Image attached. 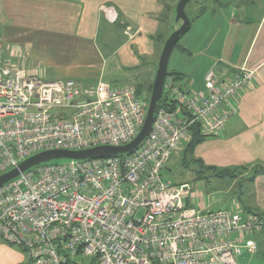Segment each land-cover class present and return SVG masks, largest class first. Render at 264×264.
Listing matches in <instances>:
<instances>
[{
  "label": "built area",
  "instance_id": "1",
  "mask_svg": "<svg viewBox=\"0 0 264 264\" xmlns=\"http://www.w3.org/2000/svg\"><path fill=\"white\" fill-rule=\"evenodd\" d=\"M2 52L0 37V174L43 150L123 145L142 127L148 100L134 86L47 79ZM252 75L241 68L223 81L209 70L199 90L165 76L175 108L155 109L131 153L42 163L0 186V239L26 264H237L257 250L261 216L202 208L192 186L164 170L193 125L205 137L223 129Z\"/></svg>",
  "mask_w": 264,
  "mask_h": 264
},
{
  "label": "crops",
  "instance_id": "2",
  "mask_svg": "<svg viewBox=\"0 0 264 264\" xmlns=\"http://www.w3.org/2000/svg\"><path fill=\"white\" fill-rule=\"evenodd\" d=\"M177 1L0 0L2 54L47 79L132 85L149 97L162 43L177 27ZM208 6L180 39L186 68L170 71L183 74L186 86L195 90L202 88L209 70L223 81L241 68L253 75L236 95V111L223 129L191 152L172 156L164 174L187 182L174 176L182 171L170 172L181 165L196 183L214 182L213 189L223 194L217 201L227 208L256 212L264 222V171L252 173L255 165L264 167V0H211ZM105 9L116 14L115 21L105 18ZM201 164L240 170L234 177L218 178L199 172ZM195 195L197 204L208 209L210 202ZM263 230L264 224L255 234L257 250L242 252L237 264H259L254 256L264 250ZM0 264H26V257L21 248L0 239Z\"/></svg>",
  "mask_w": 264,
  "mask_h": 264
},
{
  "label": "water",
  "instance_id": "3",
  "mask_svg": "<svg viewBox=\"0 0 264 264\" xmlns=\"http://www.w3.org/2000/svg\"><path fill=\"white\" fill-rule=\"evenodd\" d=\"M192 0H178L175 5V23H179L165 39L155 70L151 92L148 99V107L142 127L137 135L128 143L123 145H98L86 149H48L35 153L22 160L16 167L0 174V186L16 178L20 173L42 163L65 160H87L119 156L131 153L147 136L154 117V112L162 95L163 81L167 73V65L170 54L176 43L189 30L190 20L185 12V7Z\"/></svg>",
  "mask_w": 264,
  "mask_h": 264
},
{
  "label": "rangeland",
  "instance_id": "4",
  "mask_svg": "<svg viewBox=\"0 0 264 264\" xmlns=\"http://www.w3.org/2000/svg\"><path fill=\"white\" fill-rule=\"evenodd\" d=\"M209 2H211V0H195V1H192V3L189 4L186 7L185 12L187 13V15H188L189 18H193L195 15H197L200 6L203 5V6L206 7V10H207V8L209 10L210 9V7L208 6V3ZM174 24L176 26L179 25V23L178 24L177 23H174ZM100 35H101V32H100ZM99 41L100 40H98V42ZM181 43H182V40H181ZM162 45H163V43H162ZM184 58H186V56H184V54H182L181 52H179V50L177 48H174L172 50L171 55H170L167 69L168 70L175 69V68L178 67V65L184 67V69H185L186 68V65L185 64H182L184 62ZM156 68H157V63H156ZM154 74H155V70H153V78H154ZM79 82L80 83H83V84H90V83H87L85 81H79ZM152 82H153V79H152ZM182 151L183 150L178 151L173 156H176L177 157L178 155H180L182 153ZM57 161H60L61 162V161H66V160L65 159H60V160H57ZM176 163L177 162H174V164L172 163V166H174ZM169 165H170V167H172L170 163H169ZM175 167L173 169H170V172H172V170H173V173H175L176 170L178 172H181L182 171L184 174H177V175H174V176H176V178H177L178 181L179 180H182L184 178L183 180L187 181L192 186L193 191H195V193H197V194H200L201 193V196H199V198L202 197L206 203L209 201L210 204H211L210 206H207V208L209 210H217L219 208L220 209H224V208L229 209V207L227 208L225 206V203L224 202L217 201V198L218 197H222L223 194L222 193H219V192H217V190L213 189V187L215 186L214 182H212L211 180H209L208 182H205L204 181V182H197L196 183V180H192L193 177L190 175V172L186 170V168H183L181 165H179V166L175 165ZM165 177L168 180H172V181L175 180V179H173L171 177H168L167 175H165ZM235 190H236V187L234 188V191ZM263 234H264V230H263ZM254 257L258 261L259 264H264V250L263 251H260V253L257 254V257H256V255ZM237 262H238V258H237Z\"/></svg>",
  "mask_w": 264,
  "mask_h": 264
},
{
  "label": "trees",
  "instance_id": "5",
  "mask_svg": "<svg viewBox=\"0 0 264 264\" xmlns=\"http://www.w3.org/2000/svg\"><path fill=\"white\" fill-rule=\"evenodd\" d=\"M192 1H195V0H192ZM192 1L188 2L186 7L192 3ZM185 7V9H186ZM205 9V6H200L199 7V10H198V14H201ZM187 14V13H186ZM188 16V15H187ZM190 20V23L192 21V18H189ZM172 32V30L170 31V33ZM169 33V34H170ZM182 38V37H181ZM180 38V39H181ZM165 41V40H164ZM179 42L180 40L176 43L175 45V48H177L178 50H181L183 51L184 49L179 45ZM166 76H173L176 80H179V81H182V87L184 88H192L191 85L190 86H186V82L184 81V78L185 76L183 74H180L178 72H174V71H170L167 69V73H166ZM136 88V87H135ZM136 93L140 95V91L138 88H136ZM147 100L149 99V97H145ZM169 100H172V99H169L167 97V95H165V93L163 92L162 93V96H161V99L159 101V103L157 104L156 106V110L159 109L160 107H169V108H175V104L173 101H169ZM205 136H203L202 134H200L199 132V128H198V125H193L192 128H191V139L190 141L184 146V148L182 149V154H186V153H189L191 152L192 148L202 139H204ZM127 154H122V155H119V157H125ZM202 165V164H201ZM200 171L202 172H207V171H210L212 172V174L215 176V177H234L235 176V172H238L240 169L238 168H215V167H203L202 166H199ZM255 170L252 171V173H256L258 171H264V167H262L261 165H255L254 166ZM165 172V170H164ZM165 176V175H164ZM200 178V177H198ZM174 184H180V183H183V182H176V181H172Z\"/></svg>",
  "mask_w": 264,
  "mask_h": 264
}]
</instances>
